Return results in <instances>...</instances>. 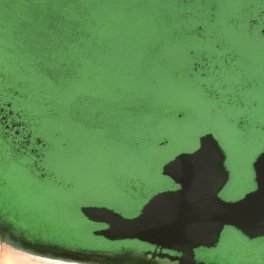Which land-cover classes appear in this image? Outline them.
I'll use <instances>...</instances> for the list:
<instances>
[{"label": "rangeland", "instance_id": "obj_1", "mask_svg": "<svg viewBox=\"0 0 264 264\" xmlns=\"http://www.w3.org/2000/svg\"><path fill=\"white\" fill-rule=\"evenodd\" d=\"M149 2L135 31L124 29L132 19L123 16L108 31L109 20L102 17L91 35L95 42L82 36V51L69 47L56 55L43 43L30 47L23 36L46 33L42 22L66 27L71 0L62 5L0 0V101L20 111L19 131L45 142L38 160L42 178L32 157L14 154L0 135L1 223L52 241L50 246L125 250L122 258L139 259L132 250L139 240L103 245L106 239L94 235L99 225L90 223L81 207L94 204L125 218L137 215L156 193L174 189L162 167L194 150L205 133H212L226 157L229 179L218 196L232 202L255 189L253 163L264 151V36L259 34L264 0ZM63 6L65 15H60ZM210 12L212 32L193 33ZM251 15L255 20L248 28ZM225 54L234 62L214 74L199 76L191 69L200 56L219 68ZM61 57L73 62L66 65L71 72L66 76L61 69L54 82L48 70L59 67ZM245 76L247 86L235 93L232 86ZM10 89L16 93L9 94ZM212 90L216 96L208 94ZM236 98L246 108L238 109ZM241 118L244 125L238 127ZM10 256L0 243V262ZM201 256L209 264H264V236L249 239L224 227L217 245Z\"/></svg>", "mask_w": 264, "mask_h": 264}, {"label": "water", "instance_id": "obj_2", "mask_svg": "<svg viewBox=\"0 0 264 264\" xmlns=\"http://www.w3.org/2000/svg\"><path fill=\"white\" fill-rule=\"evenodd\" d=\"M261 32L264 35V26ZM225 158L212 133H205L196 149L176 155L162 167V174L178 187L156 193L136 216L125 218L109 208L92 205L82 206L80 211L88 220L107 225L94 231L95 235L111 241L136 239L175 250L188 261L168 264H191L194 250L216 246L224 227H232L249 239L264 236V151L253 163L255 189L232 202L218 196L229 179ZM17 243L29 251L85 263L132 264L101 252Z\"/></svg>", "mask_w": 264, "mask_h": 264}, {"label": "trees", "instance_id": "obj_3", "mask_svg": "<svg viewBox=\"0 0 264 264\" xmlns=\"http://www.w3.org/2000/svg\"><path fill=\"white\" fill-rule=\"evenodd\" d=\"M8 3L12 4L13 0H7ZM57 3L60 1L61 5L65 0H56ZM69 1V0H68ZM72 3L70 5L67 4V8L69 10V19L68 24L62 22L61 25L56 23V21H47L45 23H41L43 29H46V33L40 35V32L36 33L33 32L29 35H24L23 37L27 40L30 44V47L38 49L40 43L46 44L47 52L55 53L56 55L63 54L66 49L69 47H76L79 51H82L85 43L82 41V36L84 39H88L91 41L93 37L91 36L92 33L98 30L99 20L102 17H105V21L109 20V27L107 28L108 31L113 32L116 29V24L118 23L117 17L123 16L127 19H132V23L124 26V29L129 31L136 30V20L143 15V11L149 8V0H71ZM67 2V1H66ZM80 2V3H79ZM123 4H127L129 6L123 7ZM30 9L34 10L36 5L34 3H30ZM137 5L138 8L133 9L130 6ZM65 8L60 11V15H65ZM213 13L210 12L206 15L205 20L202 21V24L199 25L196 29L193 30L198 36H202L204 33L209 31L212 32L213 28ZM56 19V18H55ZM247 19V18H246ZM255 17L251 15L249 17L248 28L254 24ZM101 24V22H100ZM41 28V27H40ZM37 31V30H36ZM261 35L262 32L259 31ZM263 35V34H262ZM30 36L39 37L40 40H31ZM264 36V35H263ZM90 39V40H89ZM95 42V39L92 40ZM76 45V46H74ZM215 47L218 46L217 43L214 45ZM191 55H194L193 51H190ZM64 55V54H63ZM62 60L58 66H54L49 68L48 72L51 79L57 81V78L61 75V69H64V73L66 76H69L71 70L66 68V65L71 64L73 62H69L67 58L61 57ZM235 58L231 54H225L224 57H221L219 68L218 64L215 62H210L208 58H202L201 56L195 58L193 63L191 64V69L196 72L199 76H203L208 72H212L214 74L216 71L221 70L223 65H230L232 64ZM64 66V67H63ZM63 74V73H62ZM247 76L243 77L244 79L237 80L239 81L238 84L232 86L231 89L234 90L235 93L239 92V89H243L248 84ZM242 78V77H241ZM68 79V78H67ZM254 81V78H253ZM232 92V91H231ZM11 95L16 93L15 89H10L8 92ZM208 94L210 96H216V90L209 91ZM231 97V96H230ZM237 99V98H236ZM234 99V105L238 106V109H244L246 106L240 101ZM12 103V102H11ZM7 108H12L11 106H7ZM236 126L240 127L244 125L243 118L239 120V122H235Z\"/></svg>", "mask_w": 264, "mask_h": 264}, {"label": "flooded vegetation", "instance_id": "obj_4", "mask_svg": "<svg viewBox=\"0 0 264 264\" xmlns=\"http://www.w3.org/2000/svg\"><path fill=\"white\" fill-rule=\"evenodd\" d=\"M259 31H261V29ZM7 106H11V104L7 103L6 101H0V135H2L5 139H7L9 144L12 145L11 150L14 154L19 153V154L27 155L28 157H32L33 166H35L37 176L43 178L45 175L44 169L38 165V160H40L41 157L43 156V149L45 147V142L40 136H32L30 133V136L26 137L23 132L19 131L20 124L17 127L15 125V122L20 121L22 118L20 111H18L17 113L13 109L11 110L7 108ZM31 119L32 118L30 117V120ZM193 144H195V142ZM197 144H199V138L196 139V146L198 147ZM173 187L174 189H176L178 186L175 184L173 185ZM91 205L99 206L94 204ZM140 210L138 211V213L140 212ZM88 221L90 223L92 222V224L95 223L99 225V228L107 227L105 223H97L90 220ZM10 225L11 223L9 221L7 222L3 221L2 223L0 222V237H3L5 240H9L13 242H23V244L54 245L52 241H48L47 239H45V241H41V238H38L37 240V236L32 235L29 232L26 233L23 231L24 233H19V231L18 232L14 231L15 229L13 230V228ZM98 237L101 238V236ZM106 241L108 242V244L106 243L103 245L107 246L110 244V242H112L108 239H106ZM136 242L137 243L135 244H137L138 247L132 250L135 252V254H140V258L132 260L131 261L132 264H152L153 262H156L155 264H168L170 262L180 263V262L188 261L186 260L187 257H185L184 254H182L181 252H177L175 250H170V249H160L159 247L141 241H136ZM206 249H210V248L199 247L197 250H194L193 261L191 264H209L208 259H206V257L201 256L203 250ZM94 252H101V253L111 254L117 257H122L126 251L125 250H120V251L95 250Z\"/></svg>", "mask_w": 264, "mask_h": 264}, {"label": "bare ground", "instance_id": "obj_5", "mask_svg": "<svg viewBox=\"0 0 264 264\" xmlns=\"http://www.w3.org/2000/svg\"><path fill=\"white\" fill-rule=\"evenodd\" d=\"M0 243L4 244L6 246V250L9 251L14 256V257L10 256L9 259L5 261V264L6 263L7 264H39L40 262L37 261H43L46 263H57V264H93V263H85L83 261L80 262L68 258L53 257L47 254L29 251L23 248V246L19 245L17 242L5 240L3 237H0ZM30 259L37 261L35 262Z\"/></svg>", "mask_w": 264, "mask_h": 264}, {"label": "snow or ice", "instance_id": "obj_6", "mask_svg": "<svg viewBox=\"0 0 264 264\" xmlns=\"http://www.w3.org/2000/svg\"><path fill=\"white\" fill-rule=\"evenodd\" d=\"M0 264H2V262H0Z\"/></svg>", "mask_w": 264, "mask_h": 264}]
</instances>
